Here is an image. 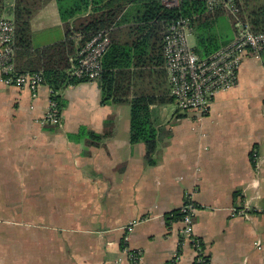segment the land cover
<instances>
[{"label": "crops", "instance_id": "1", "mask_svg": "<svg viewBox=\"0 0 264 264\" xmlns=\"http://www.w3.org/2000/svg\"><path fill=\"white\" fill-rule=\"evenodd\" d=\"M31 34L35 49L64 41L56 0ZM49 94L44 82L34 96L0 84V264H135L132 253L137 264H194L169 219L186 201L210 264H264V52L243 57L237 84L203 117L151 104V165L145 143L130 141L129 104H101L98 81L61 91L60 126L41 121ZM140 94L172 97L165 69L134 79L128 98ZM245 202L249 217L235 215Z\"/></svg>", "mask_w": 264, "mask_h": 264}, {"label": "trees", "instance_id": "2", "mask_svg": "<svg viewBox=\"0 0 264 264\" xmlns=\"http://www.w3.org/2000/svg\"><path fill=\"white\" fill-rule=\"evenodd\" d=\"M48 1L13 0L8 6L5 0H0V17L10 15L15 26V70L19 73L41 72L61 113L65 105L61 91L68 85L88 81L70 76L71 58L96 32L105 30L110 45L102 58L101 75L96 79L101 89L100 102L129 104L130 141L145 143V160L150 165L154 163L157 147L150 105L155 101L166 104L173 98L140 94L129 100L128 95L133 80L146 72L158 77L164 75V24L179 16L190 17L194 52L201 59L230 42L240 24L248 26L253 33L264 32V0H234L236 13L225 7L207 11V0H181L178 8L171 9L165 8L159 0H56L65 39L35 49L31 19ZM221 19L232 31L225 36L217 31ZM87 137L92 144L100 140L91 132H87ZM170 214L169 219H180L178 210Z\"/></svg>", "mask_w": 264, "mask_h": 264}, {"label": "built area", "instance_id": "3", "mask_svg": "<svg viewBox=\"0 0 264 264\" xmlns=\"http://www.w3.org/2000/svg\"><path fill=\"white\" fill-rule=\"evenodd\" d=\"M165 8H178L181 0H159ZM207 11L225 7L232 13L238 11L234 0H207ZM15 26L12 17H0V84L8 87L27 88L34 96L43 83L41 72L19 73L15 70ZM192 35V19L179 16L164 24L163 56L164 69L168 76L171 95L176 107L181 112H192L203 117L209 111L217 93L231 89L237 84L238 73L245 55L259 57L264 52V32L253 33L246 25H238L236 36L226 45L207 58H199L194 52V45L188 42ZM110 45L105 30L96 32L71 58L69 74L79 79L95 81L102 72V58ZM50 89L48 109L41 121L60 126L61 113ZM253 159L257 158L255 151ZM255 207L245 202L235 211V215L249 217V211ZM196 206L192 201L184 202L180 208L181 241L188 239L194 251V264H210L205 250L193 235V216ZM264 211V208H263ZM131 230V226L127 228ZM130 259L137 264L140 256L130 254Z\"/></svg>", "mask_w": 264, "mask_h": 264}, {"label": "rangeland", "instance_id": "4", "mask_svg": "<svg viewBox=\"0 0 264 264\" xmlns=\"http://www.w3.org/2000/svg\"><path fill=\"white\" fill-rule=\"evenodd\" d=\"M217 28H218L217 31L221 35L223 34V36H225V34H228L229 32H232V31H230L227 22L225 20H223V19H221V21L218 22ZM188 42L191 45H195V39H194L193 35L188 36ZM168 107L169 108H174V103L169 104Z\"/></svg>", "mask_w": 264, "mask_h": 264}]
</instances>
